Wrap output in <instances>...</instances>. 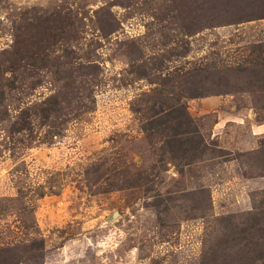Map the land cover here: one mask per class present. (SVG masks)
I'll return each mask as SVG.
<instances>
[{
    "label": "rangeland",
    "instance_id": "374dc122",
    "mask_svg": "<svg viewBox=\"0 0 264 264\" xmlns=\"http://www.w3.org/2000/svg\"><path fill=\"white\" fill-rule=\"evenodd\" d=\"M255 212L264 0H0V264H264Z\"/></svg>",
    "mask_w": 264,
    "mask_h": 264
},
{
    "label": "trees",
    "instance_id": "16d2710c",
    "mask_svg": "<svg viewBox=\"0 0 264 264\" xmlns=\"http://www.w3.org/2000/svg\"><path fill=\"white\" fill-rule=\"evenodd\" d=\"M250 216L252 217L253 225H251V223H250V225L248 226L249 231L252 232V229L254 228L255 232L253 234L255 235L256 239H259V240L264 239L260 236V233H262V231L260 229H258V226H260L262 221L264 220V216H260V218H258V213H256V212L250 214ZM246 230L247 229H244V230H242V232H245ZM255 245H256V247H259V248L263 247L264 248V243H262L261 245L257 243ZM259 250H261V249H259ZM255 256H256V259H258L259 261H261V260L264 261V249H263V251H258Z\"/></svg>",
    "mask_w": 264,
    "mask_h": 264
}]
</instances>
